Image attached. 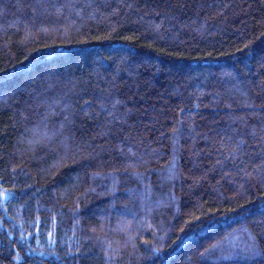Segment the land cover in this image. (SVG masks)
Segmentation results:
<instances>
[{
  "label": "trees",
  "instance_id": "16d2710c",
  "mask_svg": "<svg viewBox=\"0 0 264 264\" xmlns=\"http://www.w3.org/2000/svg\"><path fill=\"white\" fill-rule=\"evenodd\" d=\"M0 264H264V0H0Z\"/></svg>",
  "mask_w": 264,
  "mask_h": 264
},
{
  "label": "snow or ice",
  "instance_id": "6c2138e0",
  "mask_svg": "<svg viewBox=\"0 0 264 264\" xmlns=\"http://www.w3.org/2000/svg\"><path fill=\"white\" fill-rule=\"evenodd\" d=\"M229 211H235V209H229Z\"/></svg>",
  "mask_w": 264,
  "mask_h": 264
}]
</instances>
